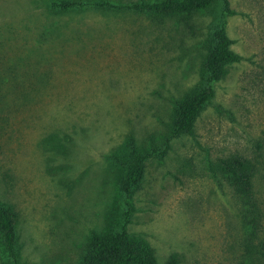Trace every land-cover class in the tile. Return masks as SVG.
<instances>
[{"label": "rangeland", "instance_id": "obj_1", "mask_svg": "<svg viewBox=\"0 0 264 264\" xmlns=\"http://www.w3.org/2000/svg\"><path fill=\"white\" fill-rule=\"evenodd\" d=\"M52 1L0 0V206L17 213L22 261L77 264L91 232L120 228L119 180L135 147L152 155L127 231L158 264L173 254L179 264H239L240 203L215 165L251 160L264 214V0H228L226 33L241 60L193 134L162 155L175 103L201 84L221 6L182 18L92 5L150 0H67L86 5L65 11Z\"/></svg>", "mask_w": 264, "mask_h": 264}, {"label": "trees", "instance_id": "obj_2", "mask_svg": "<svg viewBox=\"0 0 264 264\" xmlns=\"http://www.w3.org/2000/svg\"><path fill=\"white\" fill-rule=\"evenodd\" d=\"M221 6L220 17L213 26L206 41V52L202 59L200 76L201 84L192 93L175 103L174 114L170 124L168 142L181 135H192L196 120L204 108L215 96V84L221 81L227 67L241 60L240 56L231 50L233 41L226 33V18L233 15L228 0H150L131 4H114L111 2H94L95 7H107L114 10H132L140 13L160 16H179L199 13L213 5ZM86 4L60 0L52 1L53 9L60 11ZM190 27V25H186ZM48 141L54 143V138ZM55 145V144H54ZM59 149L64 147L57 144ZM152 155L151 152H139L135 147L127 152L123 163L119 184L127 208L125 220L118 230L104 233L91 232L87 238L84 252L77 264H158L154 250L141 237L132 236L126 229V221L131 211V201L138 189L143 176L144 162ZM215 170L233 190L240 203V220L244 229L242 253L239 264H264V241L260 237L264 214L262 202L257 197L254 188L255 164L240 155H231L219 159ZM17 213L10 205L0 206V253L3 264H27L22 261L17 236ZM165 264H179V257L171 255Z\"/></svg>", "mask_w": 264, "mask_h": 264}]
</instances>
